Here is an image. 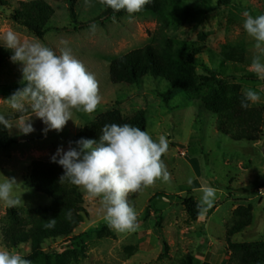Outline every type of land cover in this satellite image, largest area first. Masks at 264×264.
<instances>
[{"label": "rangeland", "instance_id": "rangeland-1", "mask_svg": "<svg viewBox=\"0 0 264 264\" xmlns=\"http://www.w3.org/2000/svg\"><path fill=\"white\" fill-rule=\"evenodd\" d=\"M29 1L0 6V46L19 55L0 71V119H10L14 141L0 151V219L9 209L48 208L52 201L29 185L31 163L70 157L79 131L109 112L124 120L142 112L147 128L139 141L163 159L157 168L133 161L128 174L144 180L138 190L112 195L102 181L80 182L86 216L73 232L77 241L45 242L42 257L30 244L7 249L0 235V264H181L188 257L192 264H239L226 240L237 209L249 210L252 221L231 243L264 242V128L254 144L220 134L215 116L198 106L205 87L174 90L150 77L130 86L109 81L110 63L150 44L163 25L170 40L203 49L197 58L238 86L251 107H264V0H183L204 14L163 23L155 14L93 22L101 11L93 0L78 3L73 22L62 0H42L58 29L43 40L13 20L17 3ZM28 73L46 86L37 112L23 92ZM194 181L201 189L193 190ZM189 196L202 207L196 222L181 205Z\"/></svg>", "mask_w": 264, "mask_h": 264}, {"label": "trees", "instance_id": "trees-1", "mask_svg": "<svg viewBox=\"0 0 264 264\" xmlns=\"http://www.w3.org/2000/svg\"><path fill=\"white\" fill-rule=\"evenodd\" d=\"M62 1L67 6L70 19L75 22L78 19L76 8L81 0ZM93 1L101 10L93 22L126 15L155 14L163 23L164 19L200 18L204 14L183 5V0ZM225 4L227 3L224 1L219 2V5ZM3 5L6 3L0 0V6ZM53 16L54 11L49 4L33 0L17 3L12 17L17 24L43 40L49 32L58 31L52 26ZM202 51L201 48L170 40L161 25L150 44L110 63L109 81L112 85L130 86L140 84L150 77L166 82L174 90L205 87L207 92L198 106L215 116L218 132L234 142L257 143L264 128V107H251L249 98L240 93L238 86L228 84V79L220 72L204 66L197 58ZM18 57L13 49L0 46V71L9 61ZM225 58L232 63L241 62L236 55H226ZM200 67L203 69L202 73L199 72ZM26 79L23 92L39 106L33 112L42 110V96L46 93V86L32 79L31 73L27 74ZM244 79H255V76L247 74ZM163 100L167 104V98L164 97ZM9 120L7 117L0 119V151L8 150L14 145L8 132ZM146 128L142 112L124 120L118 111H112L97 117L79 131L71 143L70 157L32 162L29 185L48 197L52 203L48 208L23 213L15 209L7 210L0 219L2 245L13 249L30 244L37 255L47 257L40 249L43 243L62 239L77 241L78 238H72L73 232L86 216L78 188L80 182L102 181L109 194L119 195L130 188L138 190L144 184L142 177H131L128 174L135 159L143 166L152 168H157L161 163L162 155L147 149L139 141ZM86 151H91L92 154H87ZM76 168L81 171H76ZM162 195L166 196L164 193ZM180 201L189 221L196 222L202 207L190 196ZM251 221L249 210L237 209L233 222L226 231L227 250L239 264H264V242L233 244L230 241L249 227ZM181 264H192V258L188 257Z\"/></svg>", "mask_w": 264, "mask_h": 264}, {"label": "crops", "instance_id": "crops-1", "mask_svg": "<svg viewBox=\"0 0 264 264\" xmlns=\"http://www.w3.org/2000/svg\"><path fill=\"white\" fill-rule=\"evenodd\" d=\"M195 183L197 184V182H196V181L193 182V184L196 186L193 190L201 189L200 185L198 186V184L196 185ZM193 190H192V191H193Z\"/></svg>", "mask_w": 264, "mask_h": 264}]
</instances>
